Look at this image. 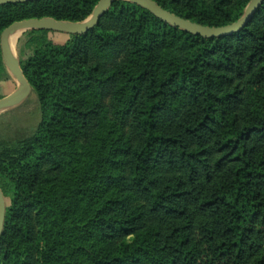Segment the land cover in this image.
Masks as SVG:
<instances>
[{
    "label": "trees",
    "instance_id": "obj_1",
    "mask_svg": "<svg viewBox=\"0 0 264 264\" xmlns=\"http://www.w3.org/2000/svg\"><path fill=\"white\" fill-rule=\"evenodd\" d=\"M154 1L212 27L249 2ZM97 2L2 3L0 35L82 21ZM24 35L39 119L0 122V264H264V1L225 36L127 0L87 33Z\"/></svg>",
    "mask_w": 264,
    "mask_h": 264
},
{
    "label": "water",
    "instance_id": "obj_2",
    "mask_svg": "<svg viewBox=\"0 0 264 264\" xmlns=\"http://www.w3.org/2000/svg\"><path fill=\"white\" fill-rule=\"evenodd\" d=\"M25 1L29 0H0V4ZM114 1L116 0H98L91 14L82 21L72 22L65 20H55L48 17L30 18L14 21L6 28H4L0 35L1 56L5 67L16 77L18 85L16 90L12 94L0 98V110L24 102L26 99H28L32 92L31 86L22 73L19 61H17L14 53L11 50V39L14 32H24L26 30L32 29H47L68 34H84L98 24L100 17L105 13V11L112 5ZM127 1H130L147 9L163 22L178 27L186 32L203 37H217L229 35L240 30L252 18V16L264 0H249L244 9L243 15L237 21L219 27L201 25L188 19L181 18L165 10L154 0ZM4 213L5 201L3 193L0 189V233L3 226Z\"/></svg>",
    "mask_w": 264,
    "mask_h": 264
},
{
    "label": "rangeland",
    "instance_id": "obj_3",
    "mask_svg": "<svg viewBox=\"0 0 264 264\" xmlns=\"http://www.w3.org/2000/svg\"><path fill=\"white\" fill-rule=\"evenodd\" d=\"M24 32H20L18 38L16 39L14 47L12 49V52L14 53L17 61H19V50L23 46L22 44L25 40ZM11 78L17 81L16 77L6 68L5 72H3L0 75V97L1 98L11 89V82H10ZM34 103H35V95L32 92L30 96L28 97V99H26L24 102L18 105L12 106V107L1 109L0 110V122L8 121L9 119H11V117H13V115H20L19 119L13 121L15 122V124L21 127H25V128H28L34 125L39 119L38 113L33 114V111H31Z\"/></svg>",
    "mask_w": 264,
    "mask_h": 264
},
{
    "label": "crops",
    "instance_id": "obj_4",
    "mask_svg": "<svg viewBox=\"0 0 264 264\" xmlns=\"http://www.w3.org/2000/svg\"><path fill=\"white\" fill-rule=\"evenodd\" d=\"M10 82H11V89L3 97H6V96L12 94L17 88V85H18L17 81H15L13 78H11Z\"/></svg>",
    "mask_w": 264,
    "mask_h": 264
},
{
    "label": "bare ground",
    "instance_id": "obj_5",
    "mask_svg": "<svg viewBox=\"0 0 264 264\" xmlns=\"http://www.w3.org/2000/svg\"><path fill=\"white\" fill-rule=\"evenodd\" d=\"M19 34H20L19 31L13 33V36H12V39H11V50L13 49L14 44H15L16 39L18 38Z\"/></svg>",
    "mask_w": 264,
    "mask_h": 264
}]
</instances>
